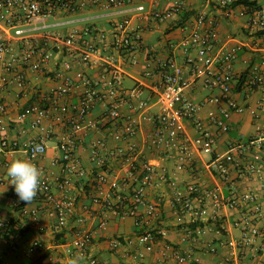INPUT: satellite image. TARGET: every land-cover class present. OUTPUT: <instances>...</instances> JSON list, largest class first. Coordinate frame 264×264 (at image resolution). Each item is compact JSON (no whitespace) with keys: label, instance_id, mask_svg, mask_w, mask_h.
Wrapping results in <instances>:
<instances>
[{"label":"crops","instance_id":"1","mask_svg":"<svg viewBox=\"0 0 264 264\" xmlns=\"http://www.w3.org/2000/svg\"><path fill=\"white\" fill-rule=\"evenodd\" d=\"M78 1V0H77ZM182 7L179 11L169 12L175 2ZM226 1V2H224ZM236 0H125L121 6H108L106 0L93 3L75 11L57 10L45 14L36 21L17 25L9 30L15 35L17 30H23L28 35L55 33L45 44L48 54L42 68L34 69L27 65L18 64L16 70L25 74V85L19 87L14 78V71L0 69L1 74L8 73L13 81L0 88V115L4 122L0 128V138L8 136L21 141L42 136L48 132L47 151L37 160V166L52 182L55 198L62 197L61 181L67 174L61 162H57L60 151L58 148V133L61 130L52 118L41 124L33 125L32 115L22 116L31 105L50 106L51 90L60 83L58 73L65 72L76 78L79 71L85 72L91 78H98L102 73L99 65H86L76 52L69 51L59 38L73 30L93 29V34L105 32L111 40L118 22L130 19V27L140 30L142 40L138 48L130 55L135 56L137 63L124 62V92L121 94L120 107L122 116L108 123L104 120L106 105L97 103L89 114L91 119L98 122V129L80 132L81 143L77 148L80 164L84 168L83 175H71L69 193L75 199V205L67 213L66 224L59 225L57 211L51 201L35 197L27 204L20 200L14 185L7 176L9 163L19 157L27 158L21 148L14 152L0 151V218L10 223L13 235L4 238L0 232V252L2 259L8 264H66L70 257H83L82 264H89V258L78 253L69 254L65 243L71 241L78 230L86 229L92 234V244L89 254L100 257L104 264H264V248L257 251L256 245L235 246L231 241L242 237L243 226L236 224L237 220L248 209V203L241 206H223L215 208L209 205L206 214L185 212L179 215L173 205L175 184L182 189L188 183H195L200 188H217L223 195H229L236 189L238 194L247 191L257 192L264 204V169L260 174H241L239 161L252 159L255 151L247 149L243 154L233 148L245 144L252 138L264 134V92L249 83L250 74L255 71L264 74V29H257L249 22L246 15L239 10L259 8L264 10V0H252L256 4L249 6ZM229 6L234 8L229 14ZM156 12L165 15L155 16ZM200 13H205L213 19L217 26L219 45H232L243 42L235 62L236 77L230 90L232 98L245 106L242 112H233L228 119L229 130L221 132L212 122L211 112L221 113L226 107L225 102L210 103L208 98L220 95L221 89L216 85H208L205 76L193 80L186 90V95L195 102L202 104L200 118L206 127L217 134V142L213 151L200 150L191 146L188 157L179 148L161 146L155 148L149 142V136L154 132L157 122L156 115L161 111L157 100L156 86L163 75L161 62L174 58L184 64L186 47L184 39L188 34L187 24L195 21ZM169 14V15H167ZM55 20L48 23V18ZM56 26L53 29L39 31L42 28ZM20 48L22 41L13 38ZM129 55V56H130ZM257 66V69L254 68ZM150 71L151 74L146 72ZM189 65H185V74L193 77ZM128 81L126 82V79ZM78 78H76L77 80ZM136 86L142 89L141 95L130 96V90ZM79 92L65 95L63 101H77ZM140 100H146L144 109L138 107ZM263 108L259 109V105ZM146 115V116H145ZM130 118L138 121V128L133 136L118 138L117 132ZM54 124L50 132L49 127ZM186 133L191 137L198 135L193 122L186 121ZM105 136L111 145L126 147L135 142L141 160H149L155 165L153 184L147 191L150 200L160 204L158 216L150 217L142 225L136 224L133 216H118L109 211L100 202H95L90 194L94 191V175L96 163L91 158L92 139ZM232 152L230 176L224 178L221 173L210 168L208 163L219 155ZM111 167L117 173H123L125 167L121 160H111ZM186 190V189H185ZM195 205H200L197 195ZM205 206V205H203ZM37 210V214L32 213ZM144 210V208H141ZM107 216L108 224L105 229L100 226V220ZM164 229L166 235L160 237L152 249H147L138 242L127 246L113 248V237H135L141 230ZM40 240L43 248L30 252L32 241ZM261 239L258 238L257 242ZM190 252L193 256L182 262L174 256V251ZM198 258V260H196Z\"/></svg>","mask_w":264,"mask_h":264},{"label":"built area","instance_id":"2","mask_svg":"<svg viewBox=\"0 0 264 264\" xmlns=\"http://www.w3.org/2000/svg\"><path fill=\"white\" fill-rule=\"evenodd\" d=\"M100 0H0V69L6 71L16 70L18 64L27 65L34 69L42 68L48 54L45 51V44L50 38H57L55 33H45L40 35H28L23 30H17L15 35H11L9 30L23 23L36 21L45 14H52L57 10L66 9L75 11L78 8L86 7L90 4L99 3ZM226 2V1H224ZM125 0H106L108 6H121ZM182 7L181 2L176 1L173 9L169 12L179 11ZM234 8L229 6V14ZM167 14V15H169ZM239 14L246 15L249 22L257 29H264V10L259 8H249L239 10ZM155 16L164 17L165 15L156 12ZM185 28L188 34L184 39L186 47V57L184 64L179 63L174 58L161 62L163 68L162 79L156 86L157 100L161 111L156 115L157 126L149 136V142L155 148L166 146L168 148H179L188 157L191 155V146L200 150L213 151L217 142V134L213 133L205 126L199 116L202 104L195 102L186 95V90L199 76H205L208 85L218 86L222 93L212 95L208 98L210 103L225 102L226 107L221 109L218 115L211 112L212 122L219 131L229 130V122L233 112H242L245 106L231 97L235 80V62L239 51L244 43L238 42L232 45H219L218 31L215 21L207 17L205 13H200L194 22L187 24ZM16 38L22 41L19 47L12 42ZM64 46L76 52L80 60L86 65H99L102 73L98 78H91L85 72L79 71L78 78L65 72H59L60 83L51 90L50 106L33 104L22 113L23 117L32 115L33 125L41 124L44 120L52 118L61 130L58 133V148L60 151L57 162L63 164L66 175L60 183L62 197L55 198L51 179L42 175L40 188L37 197H42L51 201L57 211L59 225L66 224L67 213L74 207L75 199L69 193L71 185V175H83L84 168L80 164L77 155L79 147L80 132L89 129H98V122L89 117L90 112L97 103L106 105L104 120L110 123L114 119L122 116L120 107L122 104L121 94L124 92V62L132 64L138 62L135 56L130 55L138 48L142 40L140 30L130 27V19L125 18L118 22L116 30L111 40H108L105 32L93 34L91 27L83 30H73L64 37L59 38ZM130 55V56H129ZM185 65H189L193 77L185 74ZM257 69V66L254 70ZM148 75L150 71L146 72ZM249 83L257 86L264 92V74L256 71L250 74ZM19 87L25 85V74L16 70L14 78ZM8 77V73H0V88L5 87L13 81ZM79 92L77 101L68 102L61 98ZM130 96L141 95L142 89L136 86L130 90ZM147 105L146 100H140L138 107L144 109ZM2 110L4 104H0ZM263 104L259 105V109ZM146 116V115H145ZM193 122L197 128L198 135L191 137L186 133L185 122ZM3 116L0 115V128L3 126ZM138 121L130 118L125 125L118 130V138L133 136L138 128ZM54 124L49 127V132L53 130ZM48 132L42 136L34 137L26 141L18 138L3 136L0 138V151L14 152L23 149L28 160L37 165V160L47 151ZM40 144L44 151L33 153V147ZM91 158L96 163L97 169L94 175V191L90 194L95 202L102 203L112 213L125 217L133 216L137 225H142L148 218L158 216L160 204L150 200L147 191L153 184L155 176V165L149 160H141L137 144L130 142L126 147L111 145L105 136H99L91 141ZM233 148L239 149L243 154L247 149L255 151L254 157L250 160L239 161L241 174L256 175L264 169V134L250 139L245 144H238ZM118 158L121 160L125 170L117 173L111 167V160ZM233 160L232 152L226 155H219L213 158L208 166L217 169L224 178L230 176V164ZM175 196L173 205L179 214L185 212H197L206 214L209 205L215 208L223 206H241L248 203V209L236 224L243 226L242 237L231 241L232 245H256V250L264 248V204L259 199V194L247 191L238 194L236 189L231 190L229 195H223L217 188H200L195 183H188L185 189L175 184ZM197 195L200 205H195ZM205 205V206H203ZM144 208V210H141ZM34 215L37 210H33ZM108 224L107 216L100 220V226L105 229ZM10 227V223L0 218V231ZM167 233L164 229H145L141 230L135 237H124L121 235L113 237L111 245L119 248L138 242L147 249H152L160 237ZM92 234L86 230H78L74 238L65 243V249L69 254L78 253L89 258V264H104L103 260L95 255L89 254L92 244ZM260 238L261 241L257 242ZM43 248L40 240H34L30 244V252H36ZM174 256L179 261H186L193 255L190 252L174 251ZM198 260V258H196ZM0 264H8L4 261L0 252Z\"/></svg>","mask_w":264,"mask_h":264},{"label":"clouds","instance_id":"3","mask_svg":"<svg viewBox=\"0 0 264 264\" xmlns=\"http://www.w3.org/2000/svg\"><path fill=\"white\" fill-rule=\"evenodd\" d=\"M44 148L37 144L33 147V153L43 152ZM42 171L31 160L23 157L13 159L7 167V176L10 178L15 192L20 200L31 203L40 188ZM83 257L76 255L66 260V264H82Z\"/></svg>","mask_w":264,"mask_h":264},{"label":"trees","instance_id":"4","mask_svg":"<svg viewBox=\"0 0 264 264\" xmlns=\"http://www.w3.org/2000/svg\"><path fill=\"white\" fill-rule=\"evenodd\" d=\"M241 2H244L245 4H247L249 6H252L253 4H256V2L252 1V0H236L235 2H232V4L235 5L234 3H241ZM0 232L3 235L4 238H10L11 235L14 234L13 230L11 228V225H10V227L5 229L4 231H0Z\"/></svg>","mask_w":264,"mask_h":264},{"label":"rangeland","instance_id":"5","mask_svg":"<svg viewBox=\"0 0 264 264\" xmlns=\"http://www.w3.org/2000/svg\"><path fill=\"white\" fill-rule=\"evenodd\" d=\"M55 19L53 18V17H50V18H48V23H51V22H53ZM54 27H56V26H51V27H48V28H42V29H39V31H43V30H46V29H53ZM128 79L129 78H127L126 79V82L128 81ZM129 82V81H128Z\"/></svg>","mask_w":264,"mask_h":264}]
</instances>
